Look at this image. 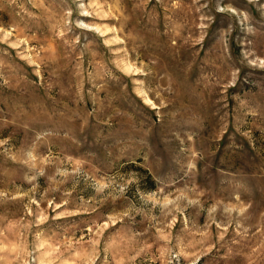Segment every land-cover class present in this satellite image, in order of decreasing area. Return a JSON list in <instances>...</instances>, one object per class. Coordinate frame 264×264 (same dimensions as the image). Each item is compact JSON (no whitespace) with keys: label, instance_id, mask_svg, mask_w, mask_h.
Returning a JSON list of instances; mask_svg holds the SVG:
<instances>
[{"label":"rangeland","instance_id":"obj_1","mask_svg":"<svg viewBox=\"0 0 264 264\" xmlns=\"http://www.w3.org/2000/svg\"><path fill=\"white\" fill-rule=\"evenodd\" d=\"M0 264H264V0H0Z\"/></svg>","mask_w":264,"mask_h":264}]
</instances>
